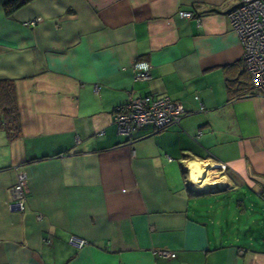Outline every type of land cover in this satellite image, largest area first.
<instances>
[{
    "label": "crops",
    "instance_id": "obj_1",
    "mask_svg": "<svg viewBox=\"0 0 264 264\" xmlns=\"http://www.w3.org/2000/svg\"><path fill=\"white\" fill-rule=\"evenodd\" d=\"M238 4L32 0L11 16L0 6V81L13 83L20 126L11 139L0 117V264H264V240L231 237L228 223L223 234L214 205L245 190L262 202L264 188V96L227 18ZM138 62L146 81L134 80ZM146 96L182 115L129 142L112 113ZM188 164L205 167V189ZM18 175L21 212L8 208Z\"/></svg>",
    "mask_w": 264,
    "mask_h": 264
},
{
    "label": "built area",
    "instance_id": "obj_2",
    "mask_svg": "<svg viewBox=\"0 0 264 264\" xmlns=\"http://www.w3.org/2000/svg\"><path fill=\"white\" fill-rule=\"evenodd\" d=\"M178 16L185 20L192 18L189 12H179ZM227 18L241 45V61L249 77L251 89L264 96V0H239V4L227 14ZM132 70L135 81L149 79V66L146 63H135ZM181 115L179 104L168 97L146 96L118 106L112 113V122L119 135L132 142L133 133L142 126L149 124L154 131H161L178 124ZM219 169L223 172L225 166L219 165ZM25 185V176L18 175L11 189L12 202L8 206L10 211L23 210ZM260 197L264 201V188L261 189ZM69 244L80 249L85 245V241L70 237ZM153 253L163 259H172L175 256L166 250Z\"/></svg>",
    "mask_w": 264,
    "mask_h": 264
},
{
    "label": "rangeland",
    "instance_id": "obj_3",
    "mask_svg": "<svg viewBox=\"0 0 264 264\" xmlns=\"http://www.w3.org/2000/svg\"><path fill=\"white\" fill-rule=\"evenodd\" d=\"M214 205H219L221 214L217 217L221 222V230L226 234L224 223L229 224L231 237L250 238L253 242L264 240V201L259 200L256 193L251 194L245 190L241 196L237 194H225L217 198ZM240 203H243L241 207ZM223 210V212H222ZM234 226V229L230 228ZM259 248H264L260 245Z\"/></svg>",
    "mask_w": 264,
    "mask_h": 264
},
{
    "label": "trees",
    "instance_id": "obj_4",
    "mask_svg": "<svg viewBox=\"0 0 264 264\" xmlns=\"http://www.w3.org/2000/svg\"><path fill=\"white\" fill-rule=\"evenodd\" d=\"M32 0H0V6L6 16H11ZM0 117L9 138L15 139L19 134V121L14 96L13 83L0 81Z\"/></svg>",
    "mask_w": 264,
    "mask_h": 264
},
{
    "label": "bare ground",
    "instance_id": "obj_5",
    "mask_svg": "<svg viewBox=\"0 0 264 264\" xmlns=\"http://www.w3.org/2000/svg\"><path fill=\"white\" fill-rule=\"evenodd\" d=\"M188 166H190L192 168L191 174L189 173V175H190V177H189L190 178V181L193 184L197 185V187L204 188L206 186L205 185L206 181L204 180V181H201V183H200V180H201V177L200 176L206 171L205 170V167L200 166V165H197V164H188Z\"/></svg>",
    "mask_w": 264,
    "mask_h": 264
}]
</instances>
